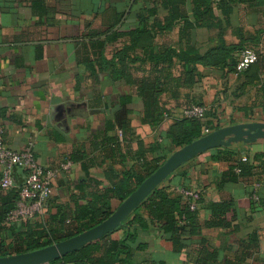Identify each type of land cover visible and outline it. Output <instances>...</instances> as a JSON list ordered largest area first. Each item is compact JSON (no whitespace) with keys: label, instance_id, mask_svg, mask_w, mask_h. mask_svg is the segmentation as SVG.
I'll return each instance as SVG.
<instances>
[{"label":"crops","instance_id":"1","mask_svg":"<svg viewBox=\"0 0 264 264\" xmlns=\"http://www.w3.org/2000/svg\"><path fill=\"white\" fill-rule=\"evenodd\" d=\"M193 1L0 0L3 140L14 151L24 150L31 143L37 162L54 172L51 195L42 213L30 224L46 221L55 213V205L67 204L73 209L74 197L83 198L79 204H84L94 188L104 189L119 180L125 169L137 168L133 159L140 148H154V152L146 153L148 160L168 158L176 150L167 131L189 104L204 106L207 112L201 121L219 129L264 123L263 9L236 3L227 20L213 9L215 18L222 23L220 37L224 43L242 45L236 54L238 60L246 49L253 50L259 59L239 74L196 65L199 79L193 87L161 95L160 104L168 113L159 127L143 124L142 105L135 91L124 81L110 79L104 63L128 46L131 38L145 50L152 47L153 53L167 47L180 50L192 46L204 54L214 46L219 39L217 23L214 20L209 27L194 25ZM171 13L175 21L168 28ZM132 54L142 58L144 49L137 45ZM100 61L104 63L99 66ZM131 67L134 78L141 77V69H150V65L138 62ZM180 71L178 66L176 74ZM126 95L133 102L121 107L120 101ZM125 109L129 111L131 136L127 134L122 142L114 121L119 112L124 115ZM106 124L114 129L106 132ZM110 137L117 138V148ZM70 155L80 159L71 162ZM124 157V163L114 162ZM235 163L244 164L245 177L221 185L222 173ZM24 177L23 171L13 172L15 184L21 186ZM80 184L88 186L84 194L76 189ZM160 185L172 196H180L181 189L201 191L197 207L202 226L210 219L208 203L229 202V226L202 227L200 236L186 239L188 246L176 253L157 225L140 229L133 224L137 242L147 248L135 253L136 260L145 259L148 264H195L197 243L204 238L210 250L219 251V263L228 259L234 264H264V140L202 152L179 166ZM137 214L142 216L143 212ZM252 234L257 237V248L237 262L242 257L240 244Z\"/></svg>","mask_w":264,"mask_h":264},{"label":"trees","instance_id":"2","mask_svg":"<svg viewBox=\"0 0 264 264\" xmlns=\"http://www.w3.org/2000/svg\"><path fill=\"white\" fill-rule=\"evenodd\" d=\"M236 3L264 10V0L193 1V24L199 27H209L213 25L212 22L215 20L216 27L219 29L218 41L204 54H200L192 46H186L180 50L167 47L153 53L152 47L145 50L147 49L145 46L131 38L130 44L115 54L110 61L98 63L99 66L102 63L108 66L109 77L112 81H124L135 91V95L142 105L140 121L143 124L152 128L161 125L168 113L160 104L161 95L163 93L174 95L181 88L193 87L199 79L196 65L226 69L229 73H241L236 71L238 63L236 54L242 50V45L228 46L224 43L220 37L223 33L221 30L222 23L215 18L213 13L215 8L220 12L222 18L227 20L232 6ZM173 15L174 13L170 14L167 23L168 28L175 21ZM137 45L144 49L142 58L132 56ZM137 62L141 66L150 65L148 71L141 69L140 78L133 77L131 67ZM254 64L249 65L245 70ZM178 66L181 71L176 74ZM132 102V97L126 95L120 104L122 103L121 107H126ZM191 105L200 104H189L183 109ZM123 114L121 115L119 112L117 120L114 121L116 129L122 134V142L126 141L127 134L131 136L130 122L127 119L129 111L125 109ZM112 129L114 128L106 124V132ZM205 129L213 132L219 128L210 122H202L182 115L169 127L167 138L171 141L174 149L178 150L203 137ZM109 141L115 148L119 145L117 138L110 137ZM115 148L111 150L113 154ZM147 152H154V148L150 147L147 151L138 149L133 159L138 167L125 169L119 180L110 182L109 186L104 189L94 188L84 204H79V200L83 198L74 197L71 199L73 209L67 204L55 205V213L40 223L30 224L31 220L7 221L9 214L16 208L19 201L21 186L13 182L10 189L0 191V257L42 249L79 235L104 222L167 159L153 157L148 160L146 158ZM79 159L73 155L68 158L71 162ZM123 159L125 157L114 162L124 163ZM23 173L25 172L23 171ZM246 173L244 164H232L227 171L222 173L220 184L236 181L238 178L245 177ZM95 185L98 186V183ZM160 186L153 190L117 229L48 264H148L145 259L138 261L134 258L136 252H144L147 248L145 244L137 242L136 232L131 229L133 224H136L140 229L147 228L148 224L157 225L160 231L168 237L172 243L173 251L176 253L182 252L188 246L186 239L200 236L202 227L210 229L229 226L226 220L231 211L229 202L208 203L206 208L209 211L210 219L204 222L202 226L198 220V207L195 210H190L188 203L184 202L181 195L172 196ZM87 187L85 184H80L76 189L84 194ZM200 201L197 202V205ZM140 210L143 212L142 216L137 214V211ZM6 240L9 241L8 244H4ZM197 244L195 264H234L228 259L219 263V251L217 249L210 250L207 240L204 238H201ZM257 246V237L252 234L240 244L242 257L237 262H242L245 257L250 255L249 250L254 251Z\"/></svg>","mask_w":264,"mask_h":264},{"label":"water","instance_id":"3","mask_svg":"<svg viewBox=\"0 0 264 264\" xmlns=\"http://www.w3.org/2000/svg\"><path fill=\"white\" fill-rule=\"evenodd\" d=\"M257 140H264V123L239 124L213 131L174 151L104 222L79 235L42 249L0 257V264H48L62 258L117 229L153 190L186 161L210 149L228 147L236 143L250 144Z\"/></svg>","mask_w":264,"mask_h":264},{"label":"built area","instance_id":"4","mask_svg":"<svg viewBox=\"0 0 264 264\" xmlns=\"http://www.w3.org/2000/svg\"><path fill=\"white\" fill-rule=\"evenodd\" d=\"M256 61V53L246 49L239 57L236 71L242 72ZM205 113L206 108L201 105H191L182 110L184 117L197 120H203ZM209 133L207 129L204 130L205 135ZM242 161L246 159L243 158ZM16 170L24 171L25 177L20 188L19 201L16 208L9 214L7 221L31 220L37 214H41L44 209V204L52 192L54 172L44 169L37 162L31 143L21 151L8 148L3 140V132L0 130V191H6L13 186V172ZM180 195L184 202L188 203L190 210H195L202 192L181 189Z\"/></svg>","mask_w":264,"mask_h":264}]
</instances>
